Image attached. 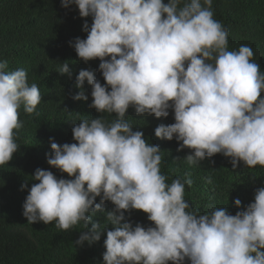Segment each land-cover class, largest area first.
<instances>
[{
  "label": "clouds",
  "instance_id": "1",
  "mask_svg": "<svg viewBox=\"0 0 264 264\" xmlns=\"http://www.w3.org/2000/svg\"><path fill=\"white\" fill-rule=\"evenodd\" d=\"M71 4L80 17H92L90 27L87 21L83 25L86 38L76 37L74 49L85 62L99 58L106 81L102 85L92 71L80 70L81 91L73 99H88L87 80L89 107L118 118L110 124L82 120L72 128L78 143L61 145L50 138L47 163L74 178L58 179L37 168L38 183L23 203L27 221H55L61 230L83 221L87 229L111 201V230L94 222L75 241L91 244L106 232L103 264H184L186 258L190 264H264V187L235 215L226 208L188 212L185 185L193 181L176 178L167 184L159 145L147 144L144 133L124 119L130 106L157 118L172 108L175 122L157 126L155 136L182 141L177 151L192 149L189 164L220 153L231 158L233 168L241 161L264 167V73L252 60V48L228 50V29L214 19L213 0H61L63 8ZM7 67L6 60L0 62V165L19 148L14 130L22 127L21 106L32 114L41 100L26 70ZM58 72L71 75L68 63ZM234 202L241 205L238 198ZM131 209L142 210L154 226L126 221Z\"/></svg>",
  "mask_w": 264,
  "mask_h": 264
},
{
  "label": "trees",
  "instance_id": "2",
  "mask_svg": "<svg viewBox=\"0 0 264 264\" xmlns=\"http://www.w3.org/2000/svg\"><path fill=\"white\" fill-rule=\"evenodd\" d=\"M212 7L214 19L228 29V50L250 46L253 62L260 64L264 73V0H213ZM85 21L90 27L92 17H80L75 4L61 7V0H0V62H8L6 71L26 70L29 85L37 84L41 95L34 113L25 112L21 106L18 118L22 127L14 130L19 148L7 164L0 165V264H103L106 232L91 244L85 241L76 245L75 241L94 222L102 230H111L107 220V212L115 207L111 201H105L104 211L91 217L87 229L83 221L61 230L55 221L30 223L23 215L28 191L32 184L38 183L33 178L37 168L52 171L58 179L74 178L47 163L46 154L52 152L50 138L61 145L78 143L73 139L72 128L82 120L100 118L110 124L118 118L115 113L97 112L89 107L93 98L87 80L83 91L88 99H73L81 91L76 87L80 70L92 71L102 85L106 84L99 70L100 59L85 62L74 49L75 38L87 36L83 31ZM64 63H68L71 75L58 72ZM261 96L264 97V92ZM168 111L167 117L157 118L154 114H137L130 106L124 119L133 131L144 133L147 144L159 145L160 172L166 176L167 184L176 178L193 181L191 187L185 185L184 199L189 204L186 211L210 214L214 209L226 208L235 215L254 202L256 189L264 187V167H247L241 161L233 168L231 158L220 153L189 164L186 156L192 149L177 151L182 141L155 136L157 126L175 122L174 109ZM23 184L28 187L22 189ZM237 198L241 201L239 206L234 202ZM96 203H100V197H96ZM125 219L133 226L137 223L145 228L154 226L142 210L125 211ZM184 264L190 261L186 258Z\"/></svg>",
  "mask_w": 264,
  "mask_h": 264
}]
</instances>
